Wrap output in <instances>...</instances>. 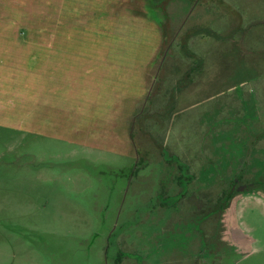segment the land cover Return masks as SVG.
Instances as JSON below:
<instances>
[{
    "label": "rangeland",
    "instance_id": "374dc122",
    "mask_svg": "<svg viewBox=\"0 0 264 264\" xmlns=\"http://www.w3.org/2000/svg\"><path fill=\"white\" fill-rule=\"evenodd\" d=\"M257 52L264 0H0V264H264Z\"/></svg>",
    "mask_w": 264,
    "mask_h": 264
},
{
    "label": "crops",
    "instance_id": "0c3cea01",
    "mask_svg": "<svg viewBox=\"0 0 264 264\" xmlns=\"http://www.w3.org/2000/svg\"><path fill=\"white\" fill-rule=\"evenodd\" d=\"M206 25H204V26H206ZM192 43H194V42H192ZM259 56H260L259 52L255 53V55L253 57L245 56L244 59H240V60H238L239 59L238 57L232 56L231 58H233L236 62L235 61L234 62H230L229 66L226 69L224 67V69H225L224 73L221 74V73L218 72L219 75H221V77L218 78V80H219V88L217 90H219L220 92H218L216 90L212 94H215V93L216 94H220L223 90L228 89L229 92L233 93V96H236V94L232 91V90H234L233 88L235 87V83H239L241 86L246 87V84L250 85L249 82H252L253 86H257L258 87V89H256V91L258 90L257 93L262 94L264 96V85L260 86V83H259V82L262 81V80L260 81L259 79L264 76V71H262V69H264V56H262L261 58H259ZM189 58H191L189 60L191 62L187 64V67L189 69L187 70V72H185V75H184L186 77V82L184 83V86L186 88L185 90H186L187 93H191V89L193 88L192 85H193L194 81H196V79H198V77H201V79L204 77L203 75L202 76L195 75V74H197V71L195 72V68H192V70H191V67H190L191 65L195 66L193 61L195 62V60L198 57L193 55L192 57H189ZM259 59H261L260 62L258 61ZM233 63H235V64H233ZM238 64H239L240 68L243 67L242 65H244L243 68L250 70L249 72L244 73V76L241 79L239 78L241 76V74L240 73L237 74V72H236V69L238 68L237 67ZM233 67H235L236 69L233 68ZM258 68H260L261 70L259 71ZM238 70L241 71V69H238ZM190 77L194 78L192 80V82L189 81ZM254 83H256V84L259 83V85L258 84L255 85ZM199 84H200V86L202 85L201 86L202 90L203 89H207V88L214 89L213 87L209 86L210 85L209 82H207L206 85H203V83H201V82ZM252 85H250L251 86L250 88L254 91ZM251 89L245 88V89L240 90V91H238V89H236L239 92L238 97L239 96H243L244 98H248L250 96V93H251L250 90ZM187 90H189V91H187ZM211 92L212 91H210V92H208L206 94H210ZM231 102H234L235 104H237V101H235V99L229 100L228 104H230ZM241 114L242 115L246 114V111L244 110V105H241V107H240V115ZM214 126H216V125H214ZM207 137L210 138V139L213 138V137H209V136H207ZM247 142H248L247 139H244V138H242L241 141H240V143H242L244 145H246Z\"/></svg>",
    "mask_w": 264,
    "mask_h": 264
}]
</instances>
